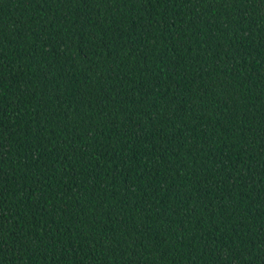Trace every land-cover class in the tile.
<instances>
[{"label":"trees","instance_id":"16d2710c","mask_svg":"<svg viewBox=\"0 0 264 264\" xmlns=\"http://www.w3.org/2000/svg\"><path fill=\"white\" fill-rule=\"evenodd\" d=\"M0 264H264V0H0Z\"/></svg>","mask_w":264,"mask_h":264}]
</instances>
